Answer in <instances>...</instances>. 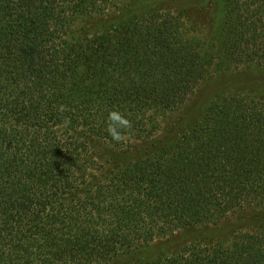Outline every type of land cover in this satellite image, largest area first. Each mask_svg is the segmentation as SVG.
<instances>
[{"label": "trees", "instance_id": "trees-1", "mask_svg": "<svg viewBox=\"0 0 264 264\" xmlns=\"http://www.w3.org/2000/svg\"><path fill=\"white\" fill-rule=\"evenodd\" d=\"M126 1L0 0V264H111L264 208V95H224L166 137L214 72H264V0H209L204 22L157 8L84 33ZM114 109L132 121L120 143L107 132ZM94 141L135 155L111 167ZM148 264H264V230Z\"/></svg>", "mask_w": 264, "mask_h": 264}, {"label": "rangeland", "instance_id": "rangeland-1", "mask_svg": "<svg viewBox=\"0 0 264 264\" xmlns=\"http://www.w3.org/2000/svg\"><path fill=\"white\" fill-rule=\"evenodd\" d=\"M178 5L189 8L192 16L201 22L211 18L209 0H127L107 15L85 19L84 33L107 30L133 17L149 14L157 8ZM238 90L254 91L264 95V72L254 68L251 70L231 68L211 74L192 95L187 105L169 119L171 126L167 130V141H172L184 131L192 130L205 117L216 100ZM93 144L104 157L110 159L111 167L135 155V152L120 151L100 141H94ZM244 229L264 230V208L241 211L218 226L183 229L171 236L143 244L111 264H148L179 252L189 243L198 240H217Z\"/></svg>", "mask_w": 264, "mask_h": 264}, {"label": "clouds", "instance_id": "clouds-1", "mask_svg": "<svg viewBox=\"0 0 264 264\" xmlns=\"http://www.w3.org/2000/svg\"><path fill=\"white\" fill-rule=\"evenodd\" d=\"M63 109V106L61 108ZM132 128V121L118 110H112L107 117V132L111 139L117 143L123 142L126 133Z\"/></svg>", "mask_w": 264, "mask_h": 264}]
</instances>
